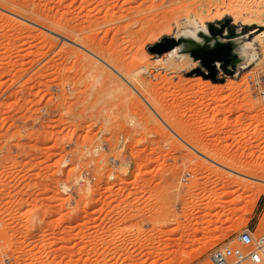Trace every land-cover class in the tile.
<instances>
[{"label": "rangeland", "instance_id": "rangeland-1", "mask_svg": "<svg viewBox=\"0 0 264 264\" xmlns=\"http://www.w3.org/2000/svg\"><path fill=\"white\" fill-rule=\"evenodd\" d=\"M249 8L264 21V0H0V264H205L243 229L264 232V104L249 79L264 26L243 24ZM200 25L255 50L213 76L152 52Z\"/></svg>", "mask_w": 264, "mask_h": 264}, {"label": "bare ground", "instance_id": "bare-ground-1", "mask_svg": "<svg viewBox=\"0 0 264 264\" xmlns=\"http://www.w3.org/2000/svg\"><path fill=\"white\" fill-rule=\"evenodd\" d=\"M258 9V8H257ZM188 10V9H187ZM208 11V10H207ZM248 13L249 15L252 14L254 12H252V9L249 8L248 9ZM258 13V12H257ZM256 13V14H257ZM260 14V13H259ZM210 18V17H209ZM263 19V18H262ZM256 17V15H254V17L250 15V18H246V19H243L242 22L244 25L246 26H252V25H257V26H264V21ZM194 21V19H193ZM191 22V21H190ZM194 22H192L191 25H193ZM201 23V22H200ZM189 24V23H188ZM220 23H217L216 26H215V31H217V29L220 27ZM195 27V25H193ZM201 26V25H200ZM202 27V26H201ZM195 31V30H194ZM256 31V30H255ZM255 31H252L250 32V34H253ZM77 34V33H76ZM90 36V35H89ZM95 36V35H94ZM248 35H246L247 37ZM84 37V35H83ZM92 37V36H90ZM89 37H87V41H80V43L83 45V47L86 48L87 51H89L90 53H92L93 55H95L96 57L98 58H101L103 59V61L106 62V65H109L108 67H110L111 69H113L114 71H116L117 73H121L123 74V79L124 77H126L125 79H132L134 78L140 71L139 69H137L138 71H135L137 67H133L135 68L134 72H132L133 68L131 69L130 71V68L129 70L126 68V67H129V63L126 65L124 64L125 62H123L124 59H122L121 61V58H118V55H114L112 54H108L107 56L101 51L100 49V45L101 47L102 44H100L98 46V44L96 45V42L97 41H93L91 42L93 39H90L88 40ZM261 38V37H260ZM81 40V39H80ZM259 40V38H258ZM89 41L91 43H89ZM101 41V40H100ZM99 42V41H98ZM97 42V43H98ZM100 43V42H99ZM104 43V42H103ZM242 43V42H241ZM157 46H158V50L157 52L155 53L156 55H159V54H162V53H166L169 58L173 57V56H181V57H184V56H190V57H197V56H202V60L201 62H203V64H208V60L210 59L209 57V54L208 53H211V54H219V59L216 63V65H219L220 64H223V66H230V67H234V59L236 58L237 59V62L239 63V61L246 57V54L248 53L247 52V49H252V50H255L254 47H253V44L252 42L250 41V43H245L244 45L241 44V46H239L238 48H232L230 45L226 46L225 44H223L219 39H216V38H213L211 37L210 33L207 31V29L205 28V26L202 27V29H197L195 32H183L182 34H180L179 36L175 37L174 39H168V38H165L163 39L162 41H159L157 43ZM224 48H227V50H225ZM107 50V48H106ZM110 50V49H109ZM254 52V51H253ZM122 53V52H121ZM235 55H234V54ZM81 54V53H80ZM84 54V53H83ZM116 54V53H115ZM250 55V54H249ZM253 55V54H252ZM251 55V60L254 61V57ZM255 55V54H254ZM253 57V59H252ZM127 58V57H126ZM198 58V57H197ZM78 59V57H77ZM185 59V58H184ZM183 60V59H182ZM84 61V60H83ZM87 61V60H86ZM104 62V63H105ZM87 63V62H86ZM85 63V65H86ZM94 62H92L90 64V66H93ZM131 63V62H130ZM251 63V62H250ZM89 64V63H88ZM87 64V65H88ZM84 65V66H85ZM124 65H126V67L124 68ZM97 66V65H96ZM136 66V65H135ZM165 66V65H164ZM246 66H249V65H246ZM131 67V66H130ZM94 68H96V71H97V67H93L92 69L89 68V73H87L88 75L90 74V72H92L91 70H93ZM217 68V67H216ZM236 68V67H235ZM247 67H243V69H246ZM85 69V67H84ZM127 69V71L125 70ZM99 70H101V67L98 68V74L100 72H103L102 70L99 72ZM143 70V69H142ZM84 71V70H83ZM87 71V70H86ZM95 71V72H96ZM131 72L133 74H131ZM82 73V72H81ZM104 73V72H103ZM106 74V73H105ZM91 75H94V74H91ZM100 75V74H99ZM90 76V75H89ZM96 76V75H95ZM100 76H104L103 74H101ZM101 78V77H100ZM119 78V77H118ZM102 79V78H101ZM106 79V77H105ZM108 79V78H107ZM137 79V78H136ZM135 81V78L133 79ZM103 81V79H102ZM110 81V80H109ZM128 81V80H127ZM132 82V81H131ZM131 82H128L129 84H126V85H129V88L132 90H136L137 89L135 88L136 86L135 85H132ZM136 82V81H135ZM104 83V82H103ZM115 84V83H114ZM142 84V83H141ZM138 85V84H137ZM208 84L207 83H198V87L199 88H203L204 86L206 87ZM103 86V85H102ZM135 86V87H134ZM141 86V85H140ZM230 87V86H229ZM102 88V87H101ZM151 88V87H150ZM104 89V88H103ZM130 90V92H131ZM100 91V89H99ZM133 91V90H132ZM102 92V91H101ZM105 92V91H103ZM124 92V91H123ZM139 92V91H138ZM137 92V93H138ZM147 92V91H146ZM98 93V92H97ZM141 93V92H140ZM139 93V94H140ZM152 93V92H151ZM150 93V94H151ZM94 94V93H93ZM105 95V94H104ZM144 95V94H143ZM148 96V95H147ZM101 99V98H100ZM147 99V98H146ZM145 99V100H146ZM149 100V99H148ZM151 103V102H150ZM153 105V104H151ZM156 107V106H155ZM153 109V108H152ZM160 111V110H159ZM162 115V114H161ZM165 116V115H163ZM166 117V116H165ZM168 122V121H167ZM235 182V181H234Z\"/></svg>", "mask_w": 264, "mask_h": 264}, {"label": "built area", "instance_id": "built-area-1", "mask_svg": "<svg viewBox=\"0 0 264 264\" xmlns=\"http://www.w3.org/2000/svg\"><path fill=\"white\" fill-rule=\"evenodd\" d=\"M249 79L257 98L264 104V67ZM237 242L236 247L215 248L205 264H264V232L243 229Z\"/></svg>", "mask_w": 264, "mask_h": 264}, {"label": "water", "instance_id": "water-1", "mask_svg": "<svg viewBox=\"0 0 264 264\" xmlns=\"http://www.w3.org/2000/svg\"><path fill=\"white\" fill-rule=\"evenodd\" d=\"M224 49L227 50V48H224ZM157 50H158V46H154L152 48V52H155L156 53ZM208 54H209L210 59L208 60V64H205L204 66L207 67L210 70L211 76H213V74H214V68H212V64H214L215 62L218 61L219 54H211V53H208ZM197 57H195V58L196 59H199V60H202V56H197Z\"/></svg>", "mask_w": 264, "mask_h": 264}]
</instances>
